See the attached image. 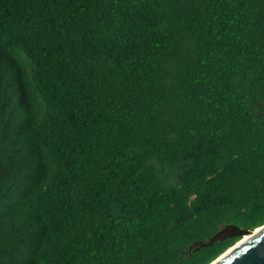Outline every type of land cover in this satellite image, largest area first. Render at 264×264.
Segmentation results:
<instances>
[{
    "label": "trees",
    "instance_id": "1",
    "mask_svg": "<svg viewBox=\"0 0 264 264\" xmlns=\"http://www.w3.org/2000/svg\"><path fill=\"white\" fill-rule=\"evenodd\" d=\"M264 225V0H0V264H210Z\"/></svg>",
    "mask_w": 264,
    "mask_h": 264
},
{
    "label": "water",
    "instance_id": "2",
    "mask_svg": "<svg viewBox=\"0 0 264 264\" xmlns=\"http://www.w3.org/2000/svg\"><path fill=\"white\" fill-rule=\"evenodd\" d=\"M259 227L262 229L256 231L243 243L237 245L245 234L254 232ZM259 227L255 228L254 230H250L239 227L235 224H228L221 228L208 241L193 244L189 251H198L202 247L211 246L216 241L239 237V240L233 246L228 248L223 254H221L210 264H264V225ZM257 240H259L260 243L257 244ZM231 248L234 249H232L229 253H226Z\"/></svg>",
    "mask_w": 264,
    "mask_h": 264
},
{
    "label": "bare ground",
    "instance_id": "3",
    "mask_svg": "<svg viewBox=\"0 0 264 264\" xmlns=\"http://www.w3.org/2000/svg\"><path fill=\"white\" fill-rule=\"evenodd\" d=\"M261 229H262V228L259 227V228H257L254 232H250V233L245 234V235L243 236V238L238 242L237 245L243 243L246 239H248L250 236H252L256 231H259V230H261ZM232 249H234V248H231V249L228 250L226 253H229ZM224 255H226V254H224Z\"/></svg>",
    "mask_w": 264,
    "mask_h": 264
},
{
    "label": "clouds",
    "instance_id": "4",
    "mask_svg": "<svg viewBox=\"0 0 264 264\" xmlns=\"http://www.w3.org/2000/svg\"><path fill=\"white\" fill-rule=\"evenodd\" d=\"M256 243L258 244V243H260V241H259V240H257V241H256Z\"/></svg>",
    "mask_w": 264,
    "mask_h": 264
}]
</instances>
